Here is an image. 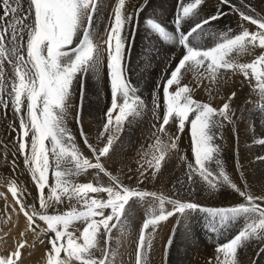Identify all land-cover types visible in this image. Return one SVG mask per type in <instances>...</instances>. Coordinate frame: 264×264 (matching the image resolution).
<instances>
[{"label": "snow or ice", "instance_id": "snow-or-ice-1", "mask_svg": "<svg viewBox=\"0 0 264 264\" xmlns=\"http://www.w3.org/2000/svg\"><path fill=\"white\" fill-rule=\"evenodd\" d=\"M207 2L175 0L166 21L155 9L142 18L152 0H0V167L12 173L0 176V186L7 182L12 197L9 201L0 191L7 217L2 223L12 226L0 241L7 244L5 237L19 228V217L25 220L12 250L0 254V264H24L25 253L31 256L40 246L45 249L40 264H155L157 235L170 220L175 223L161 245L160 264H167L181 229L191 239L193 221L217 238L206 264H243L241 257L249 249L251 264H258L264 254V193L254 194L242 171L243 187L230 177L220 142L226 130L238 136L241 122L252 129L254 118L264 119V14L245 0L239 6L218 0L213 13L205 14ZM224 5L238 15V32L213 29L228 15ZM141 28L147 39L175 48L171 55H161L146 45L140 54L145 72L157 59L164 64L150 103L130 76ZM245 57L254 58L242 62ZM102 72L110 102L93 140L82 120L85 83L89 77L100 80ZM234 78L239 87L249 88L239 104ZM229 81L232 87L223 91ZM201 91L208 100L197 98ZM218 99L222 102L216 104ZM149 115L151 142L141 146L138 167L127 169L132 174L128 180L135 176L133 186L110 171L108 162L123 133ZM186 129L191 157L180 149ZM253 143L264 146V134ZM173 159L186 177L177 180L173 195L141 187L157 179ZM25 170L35 196L16 178ZM197 183L202 185L199 193L211 196L228 188L242 202L201 203ZM140 207L146 211L132 239L128 223ZM126 238L129 246L134 244L127 261L120 251Z\"/></svg>", "mask_w": 264, "mask_h": 264}, {"label": "bare ground", "instance_id": "bare-ground-1", "mask_svg": "<svg viewBox=\"0 0 264 264\" xmlns=\"http://www.w3.org/2000/svg\"><path fill=\"white\" fill-rule=\"evenodd\" d=\"M133 2H135V0H133ZM233 2L235 4H237V6H239V0H233ZM217 3H218V0H208L207 4L205 6V14H212L213 11L215 10ZM245 3L249 4L251 7H254L258 13L264 14V0H245ZM174 7H175V0H152V6L147 10V13H142L141 15H142V18L145 15H152L153 10L155 9L156 14L158 15L159 18L168 21L169 17L171 16V14L173 12ZM221 7H222V10L224 12L228 13V15L222 17V19L219 20L218 22H214L212 25L213 29L214 30H226L227 28H231L234 31L238 32L239 31L238 24L241 23L238 15L236 13L232 12L229 9V7L226 5L221 6ZM108 11H109V9L106 8L105 12H104L105 16L107 15ZM170 23L171 22L169 21V24ZM244 23H245V26L249 27V30H253V31L255 30V26L247 25L246 22H244ZM102 29H103V27L101 28V30ZM146 45L148 46L149 49L154 48L156 51H159L161 55H171V53L175 51V48H173L172 46L158 42L155 38H152L151 41L148 42L147 38L145 37V32H144L143 28H141L139 35H138V38H137V41H136L135 51L132 55L131 76H132V80H134V82H138L142 88H149V86H147L146 83L151 82L152 79L157 77L158 74H157L156 70L158 69L159 65L164 66V64L161 63L159 59H157V60L153 61L151 69H149L147 72L144 71V68L146 66L142 65L140 63V54L145 50ZM252 58H254V57H245V58H243L242 62H248ZM146 73H147V75H146ZM101 76H102V73H101ZM142 77H144L145 79L144 80L141 79ZM234 79L236 80V87H234L232 90L237 91L240 99L237 100L236 103L239 104V103H242L244 101L245 97L249 95V88L247 86H245L243 88L239 87V78H234ZM100 82H101V79L97 80L94 77H89L87 80V87L85 86L86 89H85V99H84L82 120H83L85 131H87L89 133V136L93 140H95L97 132L101 128V125L103 123L104 114L102 117H100V116H101L102 110L105 109L106 98H107L106 92L109 93L108 88H106L105 91L102 90V88L100 87ZM152 84H153V82H152ZM101 86H103V84H101ZM230 87H232V81H229V84L224 86L223 91H227V89ZM151 88H152V85H151ZM151 91L152 90L150 88L149 89H143L141 91L143 94V97L146 100H148L149 103H150L149 97H150ZM252 95L254 96L255 94H252ZM197 98L201 99V100H208L207 93L203 92V91H201L199 93ZM221 102L222 101L219 99L217 101H215L216 104H219ZM86 111H88V113ZM71 121H72L71 126L73 129V132L76 131L78 133L75 121L74 120H71ZM248 123L249 122H241L240 123L238 130H237L238 136L234 135L231 131H228V130L225 131V139H224V141L220 142V143L224 144V152L222 154V158L224 160L225 169L229 173L230 177L235 182H237L238 185L243 187V182L241 181V178H240V172L242 171L243 176H244V180L247 181L249 189L254 194L259 195L261 193H264V160H257L256 157L257 156H264V146L254 144L253 140L258 139L260 134H264V119H262L260 117L254 118V128H252V129H248ZM0 130H2V132H3V129H0ZM125 132H127V130ZM128 133H129V130H128ZM123 138H125V137H123ZM77 139L79 140V138H77ZM188 140L186 139L185 134H183L182 139L180 141V149H181V153H186L189 157H191L190 140L189 141ZM124 141H125V143H124ZM122 142L124 144L130 145V142H133V141L127 142L126 138H125ZM80 143L82 145V141ZM121 146L119 148H121ZM121 149L118 150L117 145H116L115 155L113 156L112 160L108 163V166H109V170L113 171L114 174H116V172L114 170L121 168L122 171H120L117 174L125 175L127 163L124 162V164H122L125 155L122 152L123 149L122 150ZM125 153H126V151H125ZM20 162H22V158H21ZM237 162H239V166H240L239 171L237 170ZM20 166H21V168H23L22 163H20ZM182 168H183V166L181 165L179 160L173 159V160L169 161L167 166L162 169V174H159L158 176H159V178L160 177H166V176H172V177H169L166 179L171 180V184H172V188H173L172 190H177V188L179 187V185L176 183L177 180L178 179H186V177L184 176ZM0 176L11 177L12 173L8 167H0ZM16 178L21 182H25V185L28 186V188L32 191L33 196H35V194H36L35 188L31 184L30 177L27 174L26 170L18 173ZM102 179H104V178H102ZM105 179H107V178H105ZM166 179H164V180H166ZM82 180H83V178H82ZM86 180H87V178L83 182H86ZM104 182H105V180H104ZM107 182H108V180L106 181V183ZM5 183L7 184V182H5ZM174 185H175V187H174ZM165 187H167V186H165ZM155 189H157V188H155ZM0 191L5 192L9 201L12 200L11 194L8 193L3 186H0ZM200 198L203 199L201 201V203H205L209 206H228V205H232V204L242 202V199H243V198L239 197V195L237 193H235L233 190L228 189V188H223L219 193H216V194L211 195V196L207 193V191H204L202 193H199V199ZM3 205H4V200L0 199V222L7 218L3 214ZM22 219H24V218L21 215L19 217V221H18L19 222V228H15L12 230L11 238L5 237L7 242H9L10 244H13V243L15 244V240L17 239V236H19L18 233L23 230L25 222H23L24 220L22 221ZM12 220L13 221L17 220V216L15 214L12 215ZM11 227H12L11 225L7 226L1 222L0 228H2V231H0V235H3L4 232H8L9 228H11ZM168 227H170V225ZM130 229L134 230V228H130ZM133 230H132V232H133ZM203 231H204V236L201 238L202 241L204 242L203 244L206 247L209 245L210 246L216 245L217 238H215L213 236V234L208 233L206 231V229H203ZM235 231H236V229H233L232 232H229L230 234L228 233L227 236L225 237V239L230 237ZM181 233L182 232H179L175 242H177V248L180 247V257L182 259H185L186 255L189 254L193 245ZM195 233H196V235H198L196 230H195V232L192 231V237L191 238H193L195 236ZM168 234L166 233L165 236L167 237ZM210 237H212V238H210ZM2 243H3V241H2ZM44 251H45L44 246H40L38 251L37 250L32 251L31 256H28L27 253H25L24 264H40L39 258L41 256H43ZM201 256H203L202 261L205 263L206 262V256L203 254ZM212 256H213V254L210 253L208 255V259L211 258ZM247 256H251V257L253 256V250L252 249L248 250ZM243 264H251V263H246L245 261H243ZM258 264H264V254H262L258 258Z\"/></svg>", "mask_w": 264, "mask_h": 264}, {"label": "rangeland", "instance_id": "rangeland-1", "mask_svg": "<svg viewBox=\"0 0 264 264\" xmlns=\"http://www.w3.org/2000/svg\"><path fill=\"white\" fill-rule=\"evenodd\" d=\"M101 25H100V27L102 28L103 27V22L101 23ZM147 40H148V42L151 41L149 39H147ZM163 67H164L163 65H159L158 69L156 70L157 71V74H158L157 77L154 78V79H152L151 82H147L146 83L147 86H149V88L151 90H153L155 88L156 82L160 79V74H161V70L163 69ZM146 75H147V73H146ZM130 76H131V73H130ZM101 77L102 78H101V82H100V87L102 88L103 91H105L106 88H108V87H107L106 78L104 77V73L103 72H102V76ZM131 79H132V76H131ZM141 79L144 80L145 78L142 77ZM132 81L134 82V80H132ZM152 82H153V84H152ZM134 83L136 85H138V87L140 86V84L138 82H134ZM101 84H103V86H101ZM151 85H152V88H151ZM85 86L87 87V81L85 83ZM86 87H85V89H86ZM149 88H142L141 86L139 87V89L141 91L143 89H149ZM106 94H107V98H106L105 109L102 110L100 117L103 116V114L106 111V109H107V107L109 105V102H110V100H109L110 99V93H107L106 92ZM86 112L88 113V111H86ZM71 122L72 121L70 120L69 121V126L72 129ZM152 122H153V120H152L151 116L149 115V118L148 119H145L143 122H141L140 124H138L137 126H135L133 128L127 129V132H124L123 133L121 142H119V144H117V149L120 150L122 148L123 149L122 152L125 155L122 164H124V162H126L127 163V166H126L125 175H121V179L125 183H127V184H130V185H133L134 186L135 183H136L135 176H134V178L132 180H128L127 179V175H132L131 173H128L127 172V169L129 167H131L133 170H135L138 167V164H137V161L139 160L138 153L142 150L141 146L142 145H146V144H148V143L151 142L150 132H151V124H152ZM128 130H129V133H128ZM0 132L2 133V130H0ZM74 133H77V132L74 131ZM184 134H185L186 139L187 140L188 139L190 140V137H189V134H188L187 129L185 130V133ZM261 135L262 134L259 135V138H261L260 137ZM123 137L126 138V141L127 142H130V141H133V142H130V145L129 144L128 145L127 144H124L125 141H124V143L122 141L125 138H123ZM77 138H79L78 133H77ZM120 146H121V148H119ZM125 151H126V153H125ZM20 163H22V162H20ZM114 171L117 174V173H119L122 170H121V168L120 169L118 168V169H116ZM169 177H172V176H166V177H160V178L158 176V178L155 179V180L149 179L148 181L145 182L144 185H141V187L144 188V189H146V190H149V191H159V192H163L164 194H167V195H173L176 192V190H172L173 188H172L171 180L166 179V178H169ZM102 178H104L103 179V182L105 180V183H106V181L108 180V178L107 177H102ZM105 178H107V179H105ZM163 178L166 179V180H164ZM85 179L86 178H83V181H85ZM197 179H199V178H197ZM23 183L25 184V182H23ZM5 186H6V183L4 184L3 187L7 191V186L6 187ZM165 186H167L168 188L165 187ZM194 187L197 188L198 193H199V189L202 187V185L200 183H197V184L194 185ZM155 188H157V189H155ZM181 195L186 197V193H181ZM199 200L201 202L203 199L200 198ZM145 211H146L145 208L140 207V208H138V210L133 211V213L131 214L130 220H129V223H128V228H127V232L129 233L128 234V237L129 238L135 239L138 236V230H139V227L141 225L142 218L144 217ZM23 220L24 219H22V221ZM1 222H0V224H1ZM23 222H25V220ZM174 223H175L174 220H170L169 222H167L163 226V231L161 233H158V235H157V241L154 244V247H156V249H157L156 256H155V264H160V260H161L162 254H163V248H162L161 245L165 242V240L167 238L165 236V234L166 233L167 234L170 233V231H171ZM9 225H11V224H8L7 226H9ZM169 225H170V227H168ZM130 228H134V230L133 229H130ZM203 229L204 228L202 227V224L199 221H193L192 222V231L195 232V230H196V232L198 233V235H196V233H195V236L193 238L188 239L192 243V245H193V247L191 248L189 254L186 255V258L185 259H182L180 257V247L177 248V242H175L174 247H172V249H171V251H170V253L168 255L167 264H206L207 259H208V255L210 253L211 254H214L215 245H212V246L209 245V246L206 247L203 244L204 242L201 239L204 236ZM132 230H133V232H132ZM180 232H182L181 234L184 235L183 229H181ZM18 235H19V233H18ZM161 237H163V239H161ZM19 238L20 237L17 236V239H19ZM16 240H15V242H16ZM11 245L13 246L14 243L13 244H10L9 242H7V244H5L4 242L2 243V241H1L0 242V254H5L8 251H11V249H12V246ZM133 248H134V244L132 246H129L128 238H126L123 241V247L120 249V251L122 252V254L124 256L123 258H125L126 261L128 259L127 254L129 252H131ZM202 254L206 256V262L205 263L202 261V259H203L202 258L203 256H201ZM41 257L39 258L40 260H41ZM241 259L243 261H245L246 263H251L252 257L251 256H246V257H241Z\"/></svg>", "mask_w": 264, "mask_h": 264}]
</instances>
